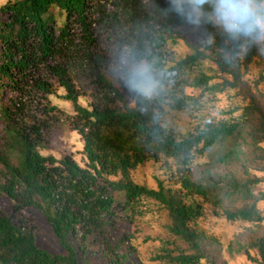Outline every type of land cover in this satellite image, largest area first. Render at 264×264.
I'll list each match as a JSON object with an SVG mask.
<instances>
[{
  "label": "trees",
  "instance_id": "obj_1",
  "mask_svg": "<svg viewBox=\"0 0 264 264\" xmlns=\"http://www.w3.org/2000/svg\"><path fill=\"white\" fill-rule=\"evenodd\" d=\"M0 14V196L12 202L14 213L40 211L64 250L52 254L40 247L28 216L15 222L0 214V264H84L71 236L113 218L118 209L131 210L142 199L162 205L170 234L188 245L189 252L159 258L229 264L222 259L220 242L196 224L205 215V203L231 222L264 221L259 207L264 191H255L264 178L252 173L264 172V112L249 104L231 119L206 123L184 136L166 125L167 109L182 111L195 103L187 85L213 88L206 74L189 82L201 51L169 65L166 46L178 28L192 23L178 9L168 11L167 0H6ZM199 25L217 48L214 58L220 65L226 61L232 72L239 48L212 25ZM144 43L165 71V90L152 100L132 97L109 70L122 45L142 49ZM225 51L232 53L231 60L222 58ZM256 55L255 46L247 50L246 64ZM74 73L94 87L89 107L79 102ZM57 85L73 106L74 115L66 120L84 141L85 168L69 155L57 159L41 152L59 120L60 108L50 100ZM5 92L10 94L6 100ZM216 145L224 149L215 161L228 169L206 170L194 178L193 166ZM162 158L174 162L170 173L177 187L160 181L149 188L132 179L139 166ZM236 163L242 175L234 170ZM241 249L250 261L264 264V234Z\"/></svg>",
  "mask_w": 264,
  "mask_h": 264
},
{
  "label": "rangeland",
  "instance_id": "obj_2",
  "mask_svg": "<svg viewBox=\"0 0 264 264\" xmlns=\"http://www.w3.org/2000/svg\"><path fill=\"white\" fill-rule=\"evenodd\" d=\"M5 1L0 0V6ZM2 19L0 14V21ZM166 49L169 53V65L196 51H201L203 58L199 60L195 69L189 72V82L206 74L211 79L209 86L213 87L211 91L189 84L185 91L196 97L195 103L182 111L166 110L164 121L179 136L196 132L198 127H203L206 123L231 119L233 112V115L239 113L236 109L249 104L264 112V53L257 47V55L248 65L245 62V52L240 54L236 52L234 57L237 65L230 72L231 68H228L226 61L220 65L214 58L217 48L212 44L209 35L202 32L201 25L187 24L177 29ZM226 52L229 51H225L222 58H225ZM73 79L78 89L79 102L89 107L94 87L81 73H74ZM233 85L236 88H232ZM170 86L168 84L167 87ZM56 87V95L51 96L50 100L52 105L60 108L57 114L59 120L51 126L48 147L41 152L44 155H53L57 159L69 155L85 168L88 161L84 154V141L66 120L67 116L74 115L73 106L63 99L65 90L58 85ZM9 95L5 92L3 99L6 100ZM130 104H133L132 100ZM254 126L253 122L250 123L247 131ZM242 145L244 153L249 155V147L245 143ZM223 149L222 145H216L206 156L198 159L192 169L194 178L200 177L206 170H227V166L215 161V157ZM175 169L172 160L162 158L161 161H148L139 166L132 171L131 176L136 183L149 188H157L160 181L168 187L175 188L177 184L170 173ZM240 169L238 163L234 164V170ZM252 173L264 178V172L252 170ZM239 175H242L241 172ZM255 191H264V181L255 188ZM259 207L264 214V201L259 203ZM205 208V215L198 220L196 228L220 242L222 259L229 264H256L247 258L241 245H247L264 234V221L260 224L231 222L215 213L210 203H205ZM0 214L12 217L15 222H19L24 215L28 216L31 219L30 225L36 233L38 245L52 254L64 253L40 211L29 209L23 213H14L12 202L0 196ZM169 224L168 212L162 205L151 199H142L131 210L118 209L113 218L104 219L90 230L83 227L79 234L71 236L70 239L72 245L78 249L80 262L84 264H115L117 260L125 264H177L159 258L167 254L176 256L182 251L189 252L186 243L170 234ZM82 235L86 238L83 239ZM251 254L257 256L254 250H251Z\"/></svg>",
  "mask_w": 264,
  "mask_h": 264
},
{
  "label": "clouds",
  "instance_id": "obj_3",
  "mask_svg": "<svg viewBox=\"0 0 264 264\" xmlns=\"http://www.w3.org/2000/svg\"><path fill=\"white\" fill-rule=\"evenodd\" d=\"M168 11L177 9L193 25L210 24L219 30L239 53L255 46L264 53V0H167ZM167 14V12H165ZM231 60V52L225 53ZM110 72L132 97L158 98L165 90V71L148 43L143 48L122 45Z\"/></svg>",
  "mask_w": 264,
  "mask_h": 264
}]
</instances>
